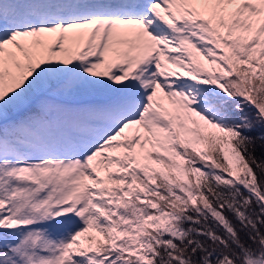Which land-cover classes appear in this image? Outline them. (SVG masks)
Segmentation results:
<instances>
[{"label":"snow or ice","instance_id":"snow-or-ice-1","mask_svg":"<svg viewBox=\"0 0 264 264\" xmlns=\"http://www.w3.org/2000/svg\"><path fill=\"white\" fill-rule=\"evenodd\" d=\"M0 264H264V0H0Z\"/></svg>","mask_w":264,"mask_h":264}]
</instances>
